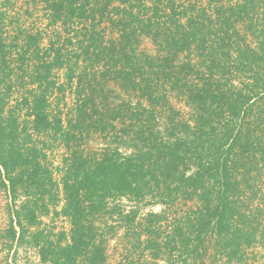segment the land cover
<instances>
[{
  "label": "trees",
  "instance_id": "16d2710c",
  "mask_svg": "<svg viewBox=\"0 0 264 264\" xmlns=\"http://www.w3.org/2000/svg\"><path fill=\"white\" fill-rule=\"evenodd\" d=\"M223 2L0 0V188L10 198L0 238L33 243L43 264H108L117 215L134 232L117 264H146L145 254L205 264V243H216L219 264H246L248 248L264 249V198L252 206L256 196H242L255 186L257 153L264 159V0ZM74 22L77 43L62 36ZM104 22L116 30L109 41ZM137 32L157 50L138 51ZM96 65L99 77L87 71ZM227 69L239 82H223ZM106 78L137 101L97 100L93 83ZM68 88L76 98L65 111ZM171 97L193 121L176 117ZM108 133L101 148L86 145ZM59 142L60 182L48 157ZM60 185L69 233L42 219L58 213ZM121 198L196 204L175 219L152 211L143 224Z\"/></svg>",
  "mask_w": 264,
  "mask_h": 264
},
{
  "label": "rangeland",
  "instance_id": "374dc122",
  "mask_svg": "<svg viewBox=\"0 0 264 264\" xmlns=\"http://www.w3.org/2000/svg\"><path fill=\"white\" fill-rule=\"evenodd\" d=\"M208 0H176V3L181 4H189V2L193 3L195 2V5L198 7L207 6ZM224 2L226 0H223ZM237 0H231L232 4H235ZM150 2V1H149ZM223 2V3H224ZM20 4H23V0H20ZM149 4V3H148ZM116 5V4H114ZM261 11L258 10L255 14V19L257 16H261ZM113 17H117L114 13ZM45 20H43V23ZM256 23H259L256 21ZM82 27L81 23H70L67 28L63 31L62 36L65 39L71 38L72 41L77 43V36H76V30L80 29ZM105 28V31H103V35L105 37V41H109L111 38L116 37V30L113 29V27L109 24L104 22L102 25H100L99 29ZM247 32V39L251 41V43L256 44L257 38L253 37V34L250 30H244ZM50 31V30H49ZM242 31V32H243ZM51 33V31L49 32ZM137 45H138V51H145L147 53H153L157 50V47L155 46L153 40L151 37H148L147 35L137 32ZM248 41V40H247ZM72 49L74 51V48L72 46ZM80 65H83V59H79ZM230 70H233L232 65L229 66ZM79 71V70H78ZM89 74L95 73L99 77V73L101 71V66L96 65L94 67H89L87 70ZM63 79L65 78V70L62 72ZM235 74L229 73L228 69L226 71V76L223 78L224 83H231V80L233 79L235 83L239 82V80L234 77ZM241 77V76H240ZM89 78V77H88ZM230 79V80H229ZM245 81H247V78L245 77ZM96 89L95 95L97 96V100L105 101V102H111L112 104L118 103L119 101L123 99H130L132 101H137L138 95L134 92H130V96H128V92L123 91L116 83H114L110 79H104L101 80V83L98 82L97 84L93 83ZM244 85V84H241ZM75 89L74 87H72ZM73 90L70 88L67 89L66 94V101L68 104V108H65V111H69L74 105V99L76 98L74 93H72ZM171 103L174 106L176 110H178V114H176V117H180L183 120L193 121L195 114L191 110L189 106L185 104L184 99L182 98H173L171 97ZM256 108V107H255ZM260 108V106H259ZM258 135L261 136V134H264V131L260 130L258 131ZM257 134V132H256ZM114 139V134L108 133V136L104 140L101 136L93 135L92 138L87 140V146L88 148L92 149H99L107 142ZM66 150L62 145H60V142L57 144V146H54V148L50 149L48 151V157L50 162L52 163V168L54 172V176L57 179V181L60 182L62 177V161L63 156L65 154ZM257 164L255 165V170L252 171L251 174H249L248 178L252 179L249 181V183L253 182L254 187L249 186V189L247 190V193L243 194V199L247 200L249 197L256 196V198L251 201H246L249 205L255 206L259 202H261L264 198V159L261 158V155L257 153ZM250 185V184H248ZM59 200L56 204V207H54L58 213L55 214L53 212L49 216H44L43 222L44 224H48L51 227H54L55 231L63 230L66 233H69L70 231V222L69 219L65 216V214L62 211L63 206V195L61 192V185H60V191L58 192ZM246 196V197H245ZM10 201L9 193L8 191L4 190L3 188H0V228L4 227L7 223L8 216L6 213V207L7 203ZM122 204V207L125 211H128L132 209L133 207L137 206L139 210V214L137 217V221H141L143 224L145 223L144 218L150 213V212H161L165 211L166 215L169 216V218L175 219L178 216H181L182 214L187 213L190 208L195 207L194 202H182L179 201L177 203H172L171 200H168L170 202L164 204V203H157V204H147L145 201H142L140 203H136L134 200H129L127 198H121L117 200ZM108 223L115 225L116 233L112 239H110L108 243V264H117L120 260L123 259L127 251L132 250V243H133V230H129L125 222L122 218L118 217L117 215L114 216V219H108ZM126 225L123 226V225ZM165 224V223H164ZM163 224V228L161 229V234L164 235V238L166 237L165 234L166 229L165 225ZM1 230V229H0ZM205 249L204 251V259L205 264H216L223 263L224 257L218 252V249L216 247V243H205ZM246 258L245 263L246 264H264V249L261 247L260 244H254V246L248 248L246 250ZM140 251H137L135 253L136 256H138V253ZM148 253V252H147ZM140 260L142 263L146 264H167L166 261L162 259H152L148 257V254H145V256H141ZM220 261V262H219ZM0 264H43L39 255V250L35 246H33V243H23L22 245H18L17 243L11 244L0 238ZM195 264V263H194Z\"/></svg>",
  "mask_w": 264,
  "mask_h": 264
}]
</instances>
